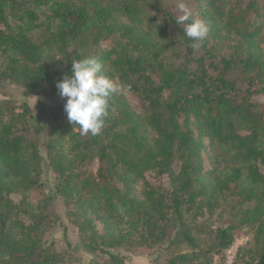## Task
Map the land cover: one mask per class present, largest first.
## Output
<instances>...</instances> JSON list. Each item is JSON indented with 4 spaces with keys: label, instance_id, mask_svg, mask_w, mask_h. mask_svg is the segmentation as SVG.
<instances>
[{
    "label": "trees",
    "instance_id": "trees-1",
    "mask_svg": "<svg viewBox=\"0 0 264 264\" xmlns=\"http://www.w3.org/2000/svg\"><path fill=\"white\" fill-rule=\"evenodd\" d=\"M186 3L197 46L164 0H0V91L23 98H0V264H214L239 234L233 264H264V0ZM87 57L123 85L97 136L56 88Z\"/></svg>",
    "mask_w": 264,
    "mask_h": 264
},
{
    "label": "clouds",
    "instance_id": "clouds-1",
    "mask_svg": "<svg viewBox=\"0 0 264 264\" xmlns=\"http://www.w3.org/2000/svg\"><path fill=\"white\" fill-rule=\"evenodd\" d=\"M180 13L176 23L184 24L185 35L197 46L209 34L207 24L200 19H192V10L186 0H176ZM61 99H65L64 112L70 124L78 127L80 135L101 134L109 117L110 100L123 85L104 73L98 58L87 57L71 62V75H65L56 83Z\"/></svg>",
    "mask_w": 264,
    "mask_h": 264
},
{
    "label": "rangeland",
    "instance_id": "rangeland-1",
    "mask_svg": "<svg viewBox=\"0 0 264 264\" xmlns=\"http://www.w3.org/2000/svg\"><path fill=\"white\" fill-rule=\"evenodd\" d=\"M166 4L173 5L176 7V0H164ZM196 17V15H195ZM197 18V17H196ZM258 47H260L264 52V38L259 41ZM4 93V94H3ZM2 95H6L9 97H15L16 100H23L22 97L19 96V91L14 87H7L4 91H0V98ZM126 98L128 100V103L132 106L134 111L137 114L142 113V106L140 101L133 98L131 95L126 94ZM259 101L264 102V99L258 98ZM35 100H32V103L34 104ZM206 145V151L202 155V166L203 171L210 169V161L208 159L210 151L207 147V142L204 140L203 142ZM96 166L93 167V172H95ZM149 179L150 176L148 177ZM135 195L140 196V184L135 186ZM53 210L54 213L60 217L61 223H65V217L63 214V207L60 200H54L53 202ZM62 228L58 225H56L50 234H48L47 238L51 241H53L57 248H62L65 246L64 239L71 244L73 249H75L76 254L82 259V263L85 261L90 260V253H87L83 250V248L78 246V239L76 235V231L72 228L68 229V232L66 233L67 237L64 238L62 234ZM248 237H246L244 234L237 235V239L235 242L224 252L222 256L214 257V264H233L234 258L236 256L238 248L242 247L247 241ZM77 246V247H76ZM120 256L124 258V261L127 264H152L151 258L148 256V251L144 249H136L131 252L125 251V250H119L116 252Z\"/></svg>",
    "mask_w": 264,
    "mask_h": 264
}]
</instances>
